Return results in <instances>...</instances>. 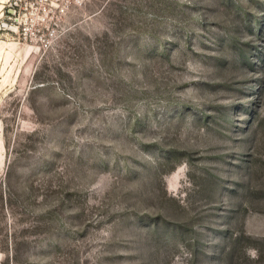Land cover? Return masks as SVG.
Returning a JSON list of instances; mask_svg holds the SVG:
<instances>
[{"label":"rangeland","instance_id":"rangeland-1","mask_svg":"<svg viewBox=\"0 0 264 264\" xmlns=\"http://www.w3.org/2000/svg\"><path fill=\"white\" fill-rule=\"evenodd\" d=\"M0 264H264V0H0Z\"/></svg>","mask_w":264,"mask_h":264}]
</instances>
